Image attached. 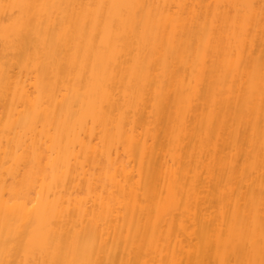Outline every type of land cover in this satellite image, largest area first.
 Segmentation results:
<instances>
[{"label":"bare ground","instance_id":"6f19581e","mask_svg":"<svg viewBox=\"0 0 264 264\" xmlns=\"http://www.w3.org/2000/svg\"><path fill=\"white\" fill-rule=\"evenodd\" d=\"M0 264H264V0H0Z\"/></svg>","mask_w":264,"mask_h":264}]
</instances>
